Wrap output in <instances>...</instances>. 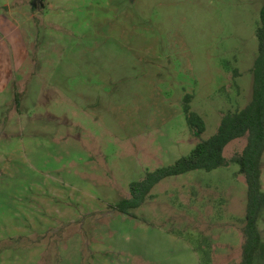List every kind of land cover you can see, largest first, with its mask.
Listing matches in <instances>:
<instances>
[{"label": "rangeland", "instance_id": "rangeland-1", "mask_svg": "<svg viewBox=\"0 0 264 264\" xmlns=\"http://www.w3.org/2000/svg\"><path fill=\"white\" fill-rule=\"evenodd\" d=\"M6 1L22 49L0 95V264H241L247 137L116 204L250 103L264 0ZM259 226L264 264V208Z\"/></svg>", "mask_w": 264, "mask_h": 264}, {"label": "trees", "instance_id": "trees-1", "mask_svg": "<svg viewBox=\"0 0 264 264\" xmlns=\"http://www.w3.org/2000/svg\"><path fill=\"white\" fill-rule=\"evenodd\" d=\"M256 35L259 40V53L252 69L253 98L250 103L244 108L224 114L216 133L207 139H201L188 155L177 159L171 165L149 171L143 180L132 182L130 197L123 198L116 204L118 211L131 214L132 210L142 206L152 196V190L162 180L195 170L210 172L226 166L227 146L236 139L247 137L244 149L232 158V162L239 166V172L245 175L248 186L241 264H257L263 244L259 220L264 208V5ZM20 96L17 93V103L21 102ZM192 99L191 94L185 96V118L188 126L202 135L206 131V122L192 110Z\"/></svg>", "mask_w": 264, "mask_h": 264}, {"label": "crops", "instance_id": "crops-1", "mask_svg": "<svg viewBox=\"0 0 264 264\" xmlns=\"http://www.w3.org/2000/svg\"><path fill=\"white\" fill-rule=\"evenodd\" d=\"M9 4L8 0L2 5L4 9H7L10 7ZM2 10L3 8L0 7V95L11 84L16 83V72L13 69L12 61L14 60L15 64L21 62L19 54L22 49L20 41L17 38L15 21L8 11L2 12ZM11 48L15 51L14 56L11 54Z\"/></svg>", "mask_w": 264, "mask_h": 264}, {"label": "flooded vegetation", "instance_id": "flooded-vegetation-1", "mask_svg": "<svg viewBox=\"0 0 264 264\" xmlns=\"http://www.w3.org/2000/svg\"><path fill=\"white\" fill-rule=\"evenodd\" d=\"M39 0H36V2H38Z\"/></svg>", "mask_w": 264, "mask_h": 264}]
</instances>
